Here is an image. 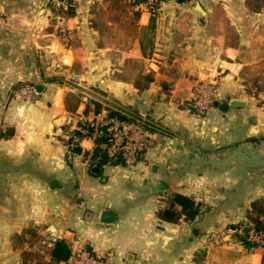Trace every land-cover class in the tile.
I'll use <instances>...</instances> for the list:
<instances>
[{
    "label": "crops",
    "instance_id": "0c3cea01",
    "mask_svg": "<svg viewBox=\"0 0 264 264\" xmlns=\"http://www.w3.org/2000/svg\"><path fill=\"white\" fill-rule=\"evenodd\" d=\"M52 7L0 0V264H54L51 240L70 257L111 252L113 264H264V250L243 240L251 217L264 221L252 208L264 201L263 93L247 75L257 65L248 28L264 26V11L246 0H165L155 12L73 0L72 15ZM216 74L215 102L241 105L199 116L194 90ZM111 109L152 127L134 167L98 165L87 138L69 153L66 117ZM173 193L201 215L160 220ZM103 210L115 224L101 223Z\"/></svg>",
    "mask_w": 264,
    "mask_h": 264
},
{
    "label": "built area",
    "instance_id": "2783aa9c",
    "mask_svg": "<svg viewBox=\"0 0 264 264\" xmlns=\"http://www.w3.org/2000/svg\"><path fill=\"white\" fill-rule=\"evenodd\" d=\"M130 4L142 3L149 11H153L160 0H127ZM56 7L66 8L67 0H52ZM60 33L67 40L66 30ZM219 74L213 80L196 86L191 106L199 116L211 110L217 96ZM65 124L70 131L69 153L81 147L83 139H90L95 148L102 150L110 160H120L123 166L134 167L148 148L149 135L143 121H127L108 114L97 113L92 117L71 114L66 117ZM247 241L254 247L264 250V229L258 230L250 224L246 228ZM113 254L96 255L88 249H80L69 258L67 264H113Z\"/></svg>",
    "mask_w": 264,
    "mask_h": 264
},
{
    "label": "trees",
    "instance_id": "16d2710c",
    "mask_svg": "<svg viewBox=\"0 0 264 264\" xmlns=\"http://www.w3.org/2000/svg\"><path fill=\"white\" fill-rule=\"evenodd\" d=\"M113 7H117L118 9H122L124 3H127L126 0H110ZM165 0H160L155 9L152 12H155L160 4ZM177 3H184L189 0H174ZM69 6L66 8L56 7L53 5L52 9L55 14L59 15H72L73 12V0H67ZM130 4V3H129ZM136 5V4H130ZM263 92V102H264V89ZM96 110L99 109V105L95 104ZM109 116H114L117 118H121L127 121L138 122V120L134 115L129 112L119 110V109H111L108 113ZM147 130H152V127L148 122H144ZM75 154L81 153L79 148L74 149ZM86 154V153H83ZM92 158L98 165H117L122 164L120 160H110L106 154L100 150L99 148H95L93 151ZM165 206L160 208L157 212V216L160 220L165 221L167 223H177L180 219H184L187 221H193L196 217L201 215V206L198 204L192 197H188L185 195L173 193L169 194L165 197L164 200ZM253 211H256L257 214L264 213V201H259L252 205ZM253 220V221H252ZM251 221L254 223L255 227L258 230L264 229V221H259V219H255L251 217ZM243 240L245 243L251 245L246 238V233L243 235ZM52 248L50 250V259L54 264H67L71 250L68 244H66L62 240H51Z\"/></svg>",
    "mask_w": 264,
    "mask_h": 264
},
{
    "label": "rangeland",
    "instance_id": "374dc122",
    "mask_svg": "<svg viewBox=\"0 0 264 264\" xmlns=\"http://www.w3.org/2000/svg\"><path fill=\"white\" fill-rule=\"evenodd\" d=\"M127 2V0H126ZM129 3V2H127ZM247 7L253 12L264 11V0H246ZM113 9L119 10L117 7ZM256 26H251L248 28V43L247 47L250 48V55L253 59H257V65H253L248 68V85L254 90L263 92L264 89V26L255 28ZM23 86L20 84H15L12 88L19 89Z\"/></svg>",
    "mask_w": 264,
    "mask_h": 264
},
{
    "label": "water",
    "instance_id": "95a60500",
    "mask_svg": "<svg viewBox=\"0 0 264 264\" xmlns=\"http://www.w3.org/2000/svg\"><path fill=\"white\" fill-rule=\"evenodd\" d=\"M195 10L201 14V15H205V11L203 10V8L201 7V5L199 3H196L195 4ZM42 90V87H36L35 88V91L36 93H40ZM238 105H241V102L238 101V100H231L228 104H224V105H219L218 102H215L214 103V106L216 107H221L222 109H227L229 108L230 106H238ZM94 171H97L96 168H94ZM57 182H54L51 189H56L57 188ZM100 221L101 223L103 224H107V225H111V224H115L116 222V218H115V215L111 212V211H108V210H103L102 213H101V216H100Z\"/></svg>",
    "mask_w": 264,
    "mask_h": 264
}]
</instances>
